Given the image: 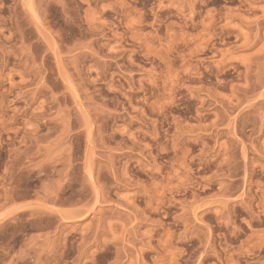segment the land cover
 <instances>
[{"label":"rangeland","instance_id":"374dc122","mask_svg":"<svg viewBox=\"0 0 264 264\" xmlns=\"http://www.w3.org/2000/svg\"><path fill=\"white\" fill-rule=\"evenodd\" d=\"M0 264H264V0H0Z\"/></svg>","mask_w":264,"mask_h":264}]
</instances>
